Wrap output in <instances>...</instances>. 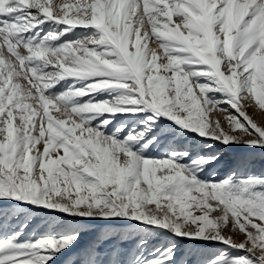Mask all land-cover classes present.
<instances>
[{
    "label": "snow or ice",
    "instance_id": "1",
    "mask_svg": "<svg viewBox=\"0 0 264 264\" xmlns=\"http://www.w3.org/2000/svg\"><path fill=\"white\" fill-rule=\"evenodd\" d=\"M252 104L264 0H0V264H56L96 221L130 230L80 264H178L179 239L226 246L199 264H264V175L217 180L205 153L264 149ZM28 206L71 219L36 231Z\"/></svg>",
    "mask_w": 264,
    "mask_h": 264
},
{
    "label": "rangeland",
    "instance_id": "2",
    "mask_svg": "<svg viewBox=\"0 0 264 264\" xmlns=\"http://www.w3.org/2000/svg\"><path fill=\"white\" fill-rule=\"evenodd\" d=\"M62 2L63 0H53V3ZM149 47L157 48V44L149 43ZM230 111L234 113V110ZM246 111L248 115L258 123V125L264 126V110H259L257 106L252 104L246 108ZM228 115V112H219L216 110H213L210 113L211 119L219 120L221 126L226 132L229 134L240 135L241 130H236L234 133L231 131V128L226 120ZM245 138L252 139L253 137ZM209 142L213 144V147L211 149L206 148L205 153L216 154L220 157L219 163L214 168L216 173L214 177L215 179H222L233 172H235L238 176L264 175V149L247 147L243 144L230 143L229 145H223L218 141ZM162 152L163 149H161L159 152H154V155H160ZM211 171L212 170H210V172ZM28 207L31 211L32 224L36 231H43L45 221L47 220H51L53 218L71 219V217H67L66 214L59 213L55 210L32 208L31 206ZM151 207L154 208V205ZM129 230L130 229L128 226L108 225L102 221L85 224L79 242L72 246L70 250H64L62 254H60L56 259V264H80L81 260L85 256L86 250L95 243L97 237L100 234L105 231ZM224 234L232 235L236 242H242L245 239L242 233L232 232L230 226L225 230ZM153 242L158 243V241L155 240ZM224 247L226 246L218 243L209 244L205 242H194L190 240L179 239L177 251L178 264H199V262L203 259V257L199 255L200 252L211 255L212 253H218ZM234 254L243 255L245 253L241 251Z\"/></svg>",
    "mask_w": 264,
    "mask_h": 264
},
{
    "label": "bare ground",
    "instance_id": "3",
    "mask_svg": "<svg viewBox=\"0 0 264 264\" xmlns=\"http://www.w3.org/2000/svg\"><path fill=\"white\" fill-rule=\"evenodd\" d=\"M224 154V153H223ZM226 154V153H225Z\"/></svg>",
    "mask_w": 264,
    "mask_h": 264
}]
</instances>
